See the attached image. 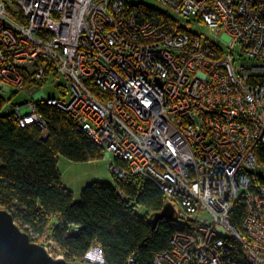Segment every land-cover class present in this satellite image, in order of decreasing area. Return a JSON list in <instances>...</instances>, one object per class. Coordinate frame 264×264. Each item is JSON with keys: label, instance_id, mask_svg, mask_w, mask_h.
I'll use <instances>...</instances> for the list:
<instances>
[{"label": "built area", "instance_id": "2783aa9c", "mask_svg": "<svg viewBox=\"0 0 264 264\" xmlns=\"http://www.w3.org/2000/svg\"><path fill=\"white\" fill-rule=\"evenodd\" d=\"M160 1L174 18L127 0H0V100L66 80L64 99L38 101L104 148L116 180L159 187L184 225L155 264H264V0ZM36 102L10 111L45 132ZM241 199L243 231L230 217ZM85 260L104 264L99 248Z\"/></svg>", "mask_w": 264, "mask_h": 264}, {"label": "trees", "instance_id": "16d2710c", "mask_svg": "<svg viewBox=\"0 0 264 264\" xmlns=\"http://www.w3.org/2000/svg\"><path fill=\"white\" fill-rule=\"evenodd\" d=\"M135 8L145 18L170 20L149 6ZM4 102L0 100V207L34 242L50 239L71 262H86L85 255L99 248L104 264H155L158 252L169 251L170 238L184 225L175 217H161L155 225L150 221L166 204L159 187L140 177L91 182L75 202L63 184L59 157L87 163L104 158V148L67 113L43 100L36 107L46 121L45 132L36 123L19 126L13 111L1 112ZM257 149L264 164V147ZM137 206L146 210L144 215ZM234 206L231 224L243 231V200Z\"/></svg>", "mask_w": 264, "mask_h": 264}, {"label": "rangeland", "instance_id": "374dc122", "mask_svg": "<svg viewBox=\"0 0 264 264\" xmlns=\"http://www.w3.org/2000/svg\"><path fill=\"white\" fill-rule=\"evenodd\" d=\"M10 1V0H6ZM131 4H143L149 6L150 8L160 10L171 18L175 17L172 9H170L166 4L160 0H127ZM186 22L189 24V28L192 32L198 34L202 37L213 38V35L210 34V29L203 23L197 21H190L184 17ZM197 22V23H195ZM221 38V34L219 35ZM66 85V80L59 78L57 76L50 75L44 82L39 83L38 89L30 92L29 90H15L3 92L4 106L1 109V112H9L12 108L17 107L25 102H35L36 94L43 93L48 97H55L58 99H64L62 95V87ZM107 157V156H106ZM60 161L58 162V169H60L63 184L67 186L74 193V201L78 202L80 199L81 189L88 185L91 182H104V183H115L116 179L113 177L110 171V160L107 158H101L97 161H90L87 163L71 162L67 158L59 157ZM140 215H144L146 210L142 207L137 206L136 209ZM37 243L43 245V247H49V240L39 239ZM52 258L58 259V257L63 256V252L58 249H51L49 252Z\"/></svg>", "mask_w": 264, "mask_h": 264}, {"label": "water", "instance_id": "95a60500", "mask_svg": "<svg viewBox=\"0 0 264 264\" xmlns=\"http://www.w3.org/2000/svg\"><path fill=\"white\" fill-rule=\"evenodd\" d=\"M175 210L167 204L163 210L150 218L152 224L158 219L173 218ZM87 260V259H86ZM88 261V260H87ZM0 264H87L71 262L64 258H52L43 245L34 242L15 222L8 210L0 207Z\"/></svg>", "mask_w": 264, "mask_h": 264}, {"label": "crops", "instance_id": "0c3cea01", "mask_svg": "<svg viewBox=\"0 0 264 264\" xmlns=\"http://www.w3.org/2000/svg\"><path fill=\"white\" fill-rule=\"evenodd\" d=\"M35 98H36V101H38L39 94H36ZM104 158H107L108 160H110V158H108V157H106V156H105ZM104 158H103V159H104ZM59 161H60V159H59ZM92 162H93V161H92ZM61 178H62V175H61Z\"/></svg>", "mask_w": 264, "mask_h": 264}, {"label": "bare ground", "instance_id": "6f19581e", "mask_svg": "<svg viewBox=\"0 0 264 264\" xmlns=\"http://www.w3.org/2000/svg\"><path fill=\"white\" fill-rule=\"evenodd\" d=\"M89 257H91V258H92L93 256H92V255H90ZM98 257H99V256H98Z\"/></svg>", "mask_w": 264, "mask_h": 264}]
</instances>
